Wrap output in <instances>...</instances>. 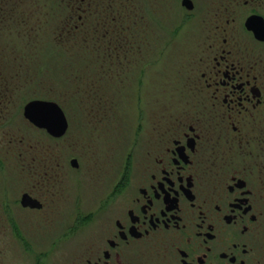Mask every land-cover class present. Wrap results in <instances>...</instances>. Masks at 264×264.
Segmentation results:
<instances>
[{"label": "flooded vegetation", "instance_id": "obj_1", "mask_svg": "<svg viewBox=\"0 0 264 264\" xmlns=\"http://www.w3.org/2000/svg\"><path fill=\"white\" fill-rule=\"evenodd\" d=\"M73 1L62 7L81 13L83 32L92 14L108 22L103 27H116L117 35L86 37L105 43L103 58L119 59L121 45L130 43L121 27L133 41L142 33L146 49L153 39L204 44L179 91L183 105L134 138L129 166L105 184L96 212L83 220L80 264H264V63L243 39L264 45L254 32L264 27V0ZM68 18L66 28L75 22ZM146 65L140 72L150 71ZM6 92L0 93V262L7 240L23 241L28 219L39 227L40 217L56 213L53 144L66 135L55 137L28 121L26 127L48 135L50 148L40 151L36 143L8 154L4 139L14 144L18 136L8 131L16 116L8 118L12 95ZM49 230L42 234L48 243L32 249L35 264H48L39 252L70 242L71 229L58 239Z\"/></svg>", "mask_w": 264, "mask_h": 264}, {"label": "rangeland", "instance_id": "obj_2", "mask_svg": "<svg viewBox=\"0 0 264 264\" xmlns=\"http://www.w3.org/2000/svg\"><path fill=\"white\" fill-rule=\"evenodd\" d=\"M72 1L0 0V93L9 90L8 95H12L8 118L16 117L8 131L18 136L14 144L4 139L6 152L36 148V143L40 151L50 148L48 135L26 127L29 120L24 109L32 101L57 104L69 122L64 138L53 144L56 213L49 219L40 217L39 227L28 219L23 241H15L16 245L7 240L0 264H35L37 255L32 249L48 243L42 234L51 235V228L56 232L55 239L63 229H71L72 235L67 247L39 252L45 253L43 260L48 264H80V230L85 227V217L96 212L104 194L100 190L111 183L116 172L121 174L129 166L134 138L145 137L183 105V93L179 91L188 83L197 46H204L188 41L159 45L153 39L146 49L139 41L143 40L142 33L137 36L139 40L133 41L132 33L121 27L120 35L126 36V42L130 39V43L121 45L125 53L121 52L117 60L103 58L105 43L86 37L117 35L116 27H103L108 22L101 23L102 16L99 20L92 14L87 19L91 27L83 32L78 20L81 13L62 7ZM6 9L5 18L2 15ZM71 15L75 22L66 28ZM123 26L127 28L128 24ZM243 39L251 56L264 63V45L246 36ZM150 63V71L140 72ZM74 160L79 169L72 167ZM95 222L87 227L95 228Z\"/></svg>", "mask_w": 264, "mask_h": 264}, {"label": "water", "instance_id": "obj_3", "mask_svg": "<svg viewBox=\"0 0 264 264\" xmlns=\"http://www.w3.org/2000/svg\"><path fill=\"white\" fill-rule=\"evenodd\" d=\"M254 32L259 40L264 41V27ZM249 28H251L249 26ZM25 118L40 129L46 130L55 137H62L68 130V122L63 110L55 103L34 101L28 104L24 112ZM76 166V161L73 162Z\"/></svg>", "mask_w": 264, "mask_h": 264}]
</instances>
